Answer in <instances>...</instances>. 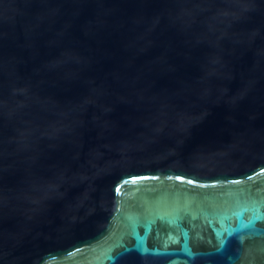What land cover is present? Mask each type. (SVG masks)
Listing matches in <instances>:
<instances>
[{
	"label": "water",
	"instance_id": "1",
	"mask_svg": "<svg viewBox=\"0 0 264 264\" xmlns=\"http://www.w3.org/2000/svg\"><path fill=\"white\" fill-rule=\"evenodd\" d=\"M0 264H264V0H0Z\"/></svg>",
	"mask_w": 264,
	"mask_h": 264
},
{
	"label": "snow or ice",
	"instance_id": "2",
	"mask_svg": "<svg viewBox=\"0 0 264 264\" xmlns=\"http://www.w3.org/2000/svg\"><path fill=\"white\" fill-rule=\"evenodd\" d=\"M225 243H226L225 241H221V245H220L221 249L224 247Z\"/></svg>",
	"mask_w": 264,
	"mask_h": 264
}]
</instances>
